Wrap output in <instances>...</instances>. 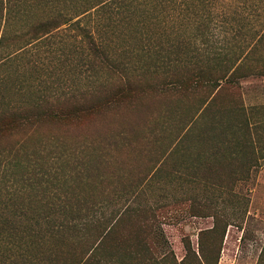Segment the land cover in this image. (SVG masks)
Masks as SVG:
<instances>
[{"label": "rangeland", "instance_id": "374dc122", "mask_svg": "<svg viewBox=\"0 0 264 264\" xmlns=\"http://www.w3.org/2000/svg\"><path fill=\"white\" fill-rule=\"evenodd\" d=\"M79 2L81 0H76V4ZM146 2L147 5L142 7L135 2L136 9L130 20L105 28V51L113 61L129 69H142L145 62L151 63L145 79L152 84L169 76L167 70H173L169 65L176 64L177 71L180 69L185 76L195 74L198 69L205 67L218 68L215 61L207 63L205 56L211 57L221 47L224 52L230 51V54L231 51L234 54L248 52L254 44L253 36L256 31L262 30L264 23V5L254 16L248 13L249 7L240 10L239 6L236 12L234 8L223 10L218 6L214 11L217 16L220 15L219 18L210 23L208 33L204 32V36L210 39L203 42L204 36H196L195 44L201 54L189 60L183 54L177 56L168 51V44L188 42L197 33V24L189 26L186 18L188 13L184 16L180 9V16L174 19L176 24H167V14H178V11L162 10V6L156 5L154 0ZM50 4L48 0H29L23 6L26 11L6 30L5 44L8 48L4 46V49L13 48L16 35L24 33L32 23L53 17L58 10L67 12L65 6L69 3L56 4L57 10ZM141 19L144 21L142 24L139 23ZM85 26L93 27L91 24ZM173 29L168 38L166 34ZM140 32L149 37L147 45L151 51L148 53L140 51L143 45ZM54 34L56 36L29 46L16 55L6 57L8 53L4 49L0 51V112L10 114L35 104L62 101L71 94L96 90L99 83L107 81V71L98 66L101 55L97 58L88 51L87 43L80 36L81 31L77 26H63ZM158 41L166 48L158 58L167 65L163 70L158 69L160 73L156 74L150 70L157 57L154 50L159 47ZM242 65L240 77L220 94L221 105L236 106L243 111V116L234 118L247 123L240 137L247 145L253 146L244 150L249 161L243 160L245 169L239 177H229L227 170L223 169L220 175H212V178H220L224 182L222 186H216V182L215 185H207L202 180H193L188 173L184 175L182 164L193 162L198 149L191 146L188 150L180 149L170 156L171 148L181 135H178L180 129L197 116L205 93L193 89L188 92L181 89L178 92L170 88L161 92L148 87L135 105L106 110L105 114L95 117L84 116L63 123L47 122L42 129L33 133L16 129L14 134H0V217L8 218L13 226L33 223L29 217L35 216V209L28 203L34 200L36 178L38 180L41 174L39 163L44 162L48 169L51 167L47 164L50 163L49 158L39 157L45 156L49 148L59 146L61 142L74 148L83 140H89L84 136L90 132H94L101 143L112 137L125 136L127 145L114 153L106 178L112 173L110 180L115 179L125 186L131 185V188L99 200L97 207L100 209L96 217L103 220L127 205H167L156 211L157 220L147 241L157 263H140L129 259L125 254L131 247L126 249V244L121 242L113 249L115 260L90 259L84 264H180L186 253L183 245L185 239H189L198 261L199 232L211 228L212 219L192 216L186 212L184 209L189 204L183 202L191 199H195L199 205L206 202L218 204L220 212L232 217L233 225L226 230L218 264H256L264 244V37L255 44ZM215 116V119L219 118V114ZM228 117L232 115L223 118L227 121ZM207 123L208 127L216 124L208 118L200 121L197 126L201 128ZM215 128H218L217 124ZM207 134L211 136V130ZM235 136L237 134L228 137ZM40 143H44L42 149L38 147ZM161 161L175 162L178 170L170 172V166L166 164L169 173L139 181ZM236 165L237 162L234 163ZM28 183L32 186H27ZM92 189L97 196L98 187ZM231 201L236 203L234 207L230 205ZM0 244L5 248L8 246L6 239L0 240ZM85 249L84 244L67 243L62 248L59 264H72ZM189 264L197 262L191 261Z\"/></svg>", "mask_w": 264, "mask_h": 264}, {"label": "trees", "instance_id": "16d2710c", "mask_svg": "<svg viewBox=\"0 0 264 264\" xmlns=\"http://www.w3.org/2000/svg\"><path fill=\"white\" fill-rule=\"evenodd\" d=\"M28 1L0 0V51L4 49V46L8 48L5 44L6 30L19 19L18 17L23 11H26L23 6L27 5ZM48 1L51 3V7L56 10V4L65 2L67 4L68 2L69 4L65 6L67 12L58 10L53 17L32 23L24 33H18L13 48L4 49L8 53L6 57L16 55L29 46L38 45L41 41L43 43L52 36H56L54 33L63 26L65 28L77 26L81 31L80 36L87 43L88 51L97 58L101 55L98 66L107 71L108 79L99 83L96 90L71 94L64 97L62 101L35 104L10 114L0 112V134H14L16 129L33 133L42 129L47 122L63 123L84 116L95 117L105 114L106 110L135 105L137 99L148 87L161 92L167 88L178 92L181 89L186 92L191 89H193L192 91L203 90L205 94L201 99L197 116L180 129L178 135H181L172 146L170 156L180 149L188 150L191 146L198 149L193 162L182 164L183 174L188 173V176L193 180H202L207 185L217 183L216 186H222L224 182H221L220 178H212V175L218 174L223 169L227 170L229 177L237 178L243 174L245 169L243 160L249 161L244 150L253 147L247 145L246 141L240 137L243 135L242 131L243 128L245 131L247 123L235 119V116L244 115L241 108L220 104V94L240 77L243 61L249 57L255 44L264 37V23L261 26L262 30L256 31L255 37L253 36L254 44L248 52L234 54L231 51L232 54H230V51L224 52L221 47L218 51H214L216 54L213 53L211 57L205 56L207 63L215 61L218 68L208 69L205 67L198 69L195 74L185 76L181 74L180 69L177 71L176 64L169 65L173 69L170 72L167 70L169 76L162 77L163 79L160 78L161 80L158 79L156 83L152 84L145 79L151 63L145 62L142 69L139 67L129 69L126 65L113 61L105 51L107 37L105 28L130 20L132 13L135 12L134 9H136L135 2H138L142 7L147 5L146 0H81L78 4H76V0ZM154 1L156 5L162 6V10L178 11V14H167V24L173 26L176 24L174 19L180 16L179 9L184 13V16L188 13L186 18L189 20V26L197 24V33L194 34L195 37L192 35L188 42L168 44V51L174 52L177 56L183 54L189 60L195 59L201 54L199 47L195 44L196 36H204V32L208 33L210 23L220 16L215 14L214 8L218 6L223 10L234 8L237 12L239 6H241L240 10L249 7L248 13L254 16L264 5V0ZM142 22L144 21L141 19L139 23L142 24ZM86 24L88 26L91 24L93 27L87 28ZM173 31L174 29L166 36L169 35V38ZM139 36L143 43L140 51L142 53L150 52L151 49L147 45L149 37L142 35L141 32ZM209 39L207 36L203 42ZM157 45L158 49L154 50L157 57L154 60V67L150 70L156 74L160 73L158 69L163 70V67L167 65L158 58L161 51L166 48L161 46L160 41L157 42ZM222 52L224 53L220 54ZM133 69L135 71L132 73ZM217 114H219V118L215 119ZM231 115L232 117H228L227 121L223 118ZM208 118L213 121V124L216 123L218 128H215L216 124L208 127V123L201 128L197 126L200 121H206ZM210 130L212 135L208 136L207 132ZM196 131L198 133H195ZM239 133L241 134L239 135ZM215 134L217 136L213 137ZM228 134L230 136L237 134V137L229 138ZM85 135L84 137L89 140H83L79 144L80 146L77 145L78 147L70 148L61 142L59 146L55 145L54 148H49L45 156H39L40 158H49L50 163L45 162L51 167L46 168L44 162L38 165L41 174L38 180L36 178L34 200L28 203L31 208L35 209V216L29 217L33 219V223L13 226L14 224L8 218L0 217V240L6 239L8 242L6 248L1 247L0 244V264H59L62 248L70 242L86 246L84 253L77 257L72 264H84L90 259L99 261L101 258L113 261L116 259L113 249L121 242L126 244V249L131 247V250L125 254L129 259L140 263H157L147 241L153 233L154 223L157 220L156 211L167 207V205L155 207L127 205L120 212H112L103 220L97 219L96 213L100 209L97 207L99 200L111 195H118L121 191L131 188V185L125 186L115 179L110 180L113 177L112 173L106 178L108 175L106 172L113 162L111 160L114 153L119 152L122 146L127 145V137H112L101 143L96 139L94 132ZM43 145L44 143H40L38 147L42 149ZM128 146L130 145L128 144ZM235 162H237L236 167L234 166ZM166 164L167 167L170 166V172L178 170L175 162L161 161L154 169L143 175L139 181H147L154 175L161 176L165 174L164 172L169 173L165 167ZM27 186L31 187L32 185L28 183ZM95 187H98L97 196L92 191V188ZM185 202L189 204L184 209L186 212L192 216L210 217L212 227L199 232L198 261L189 239L183 241L186 253L180 264H189L191 261H196L197 264H218L226 230L228 226L233 225L232 217L220 212L218 204L212 202L200 205L195 199L183 203ZM230 205L234 207L236 203L231 201ZM246 213L245 210L244 214ZM203 237H205V244ZM256 264H264V244Z\"/></svg>", "mask_w": 264, "mask_h": 264}]
</instances>
